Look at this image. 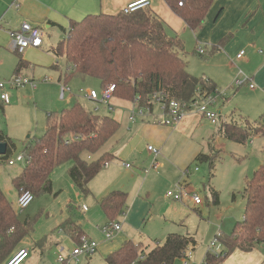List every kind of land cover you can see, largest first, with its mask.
<instances>
[{
    "label": "trees",
    "instance_id": "trees-1",
    "mask_svg": "<svg viewBox=\"0 0 264 264\" xmlns=\"http://www.w3.org/2000/svg\"><path fill=\"white\" fill-rule=\"evenodd\" d=\"M170 10L192 31L202 26L214 0H164ZM56 58H64L62 81L74 77L95 78L101 88L114 85L113 98L139 107L152 105L154 95L164 102L186 105L197 96L216 93L209 79L196 77L187 71L182 57L184 42L178 36L167 35L164 23L149 8L130 14H90L80 21H71L66 41L49 50ZM19 60L16 73L23 67ZM45 132L25 142L21 154L25 164L11 180L18 196L30 192L33 199L52 193L51 174L62 163L72 161L67 174L79 192L90 194L89 182L115 157L102 148L115 136L120 124L110 115L87 110L75 101L63 109L60 117H48ZM217 133L229 141L245 144L252 136H264V126L246 124L218 125ZM0 142L7 152L0 156V165L9 156L13 143L0 131ZM101 153V154H100ZM197 162H207L210 175L214 161L209 155L198 154ZM213 204L218 205V193L210 189ZM244 216L229 235L217 233L219 251H207L202 264H222L234 251L251 252L264 244V165L245 180ZM127 203V193L112 190L98 201L109 223L117 221ZM37 217V216H36ZM37 218L19 220L16 210L0 188V264L5 262L20 242L33 232ZM59 228L74 243L83 235L80 225L67 219ZM196 241L189 235L170 233L162 244L144 252L141 244L127 241L110 253L103 264H173L193 250Z\"/></svg>",
    "mask_w": 264,
    "mask_h": 264
},
{
    "label": "rangeland",
    "instance_id": "rangeland-1",
    "mask_svg": "<svg viewBox=\"0 0 264 264\" xmlns=\"http://www.w3.org/2000/svg\"><path fill=\"white\" fill-rule=\"evenodd\" d=\"M167 32L171 33L169 29ZM64 35L62 34V36ZM66 39L67 36H64L61 41L64 40L65 42ZM182 55L187 61V71L193 76L201 77L197 74H199L200 64L203 62L197 51L192 52V49H189L188 44L185 43ZM63 61H58L61 70L64 69ZM51 70L50 74L36 71L35 79L39 80L40 84L35 90L26 86L7 89L6 92L10 96L11 102L9 101L8 104H1L0 102V131L5 133L13 143V147H11L13 158L23 151L25 142L31 140L33 142V137L43 135L49 113L52 117L58 119L63 109L68 108L77 101L91 112L100 115L108 114L118 118L120 122V131L118 138L116 137L118 141L116 144L112 142L109 146H113L110 149L111 153L118 159L112 162L116 164V167L118 162H123V165L128 164L130 169L123 172L121 177L125 186L121 189L127 192L125 214L124 216L120 214L115 222L122 224L124 218L129 217L130 222L122 224L121 231L126 233L132 242L137 245L141 243L142 247L145 246V253L150 250L151 241L157 240L162 243L165 235L171 232L169 230L174 229L176 232H185V228H187L197 241L195 250H190V258L192 259L195 256L197 259L201 253L203 254V249L204 253L207 252L208 248L204 240L214 228L223 235H229L235 224L243 220L245 208L243 190L245 180L252 176L254 172L253 164L259 157L254 154V151H256L254 147L257 146V142L254 146H249L248 141L245 144H237L219 138L216 133L217 125L222 124L224 120L223 117L219 119V116L230 115L234 120L241 117L251 124L260 122V115L264 112V104L251 101V93L245 89L231 92L229 95L223 93L225 100L222 101V98H218L220 101L217 100V103L209 106V110L217 114V124H211L209 120L202 118L199 121V126L195 129L188 128L180 132L177 128L176 130L165 128L162 132L167 137L165 136L159 143L153 136L141 132L142 125L152 126V123L159 125L158 122L161 117L156 103H153V111L150 116L144 110L146 116L143 118L136 117L131 122L129 119L131 109H122L130 106L132 108L133 105L130 102L118 103L117 110L122 114L119 116L115 112H109L107 107L101 103L84 99L85 94L80 92V89L83 91L94 90L99 96L101 95L103 89L100 82L95 78L82 79L74 77L68 83L70 89L68 88L69 93L67 95L71 94L72 96H67L64 100H61L59 96L60 87L57 84L58 70ZM29 75L31 74L29 73ZM29 75L26 77L30 78ZM45 76L50 78L51 81L43 82ZM53 85L58 87V91L52 88ZM222 102H224L223 115L218 114ZM190 113L194 114V111L192 110ZM244 123L246 124L245 121ZM148 146L158 152L155 168L152 167L153 157L150 156L147 150ZM198 154L209 155L213 159L214 169L211 171V175L207 162L194 160ZM17 163L18 165L12 167L7 166L5 162L1 163L0 184L7 194V199L16 210L20 221L24 222L27 219L37 218L33 230H35L41 217L40 210H43L44 218L48 214L47 219L50 218V221L54 216L53 211L58 214L60 211H64L70 221L81 227L88 224L87 226L94 230H96V226L109 224L106 216L97 207V200L94 201L91 192L89 195H82L70 181L67 174L69 169L67 165L71 164L72 161L62 163L54 168L52 193L35 197L26 209L17 210V194L11 186V179L16 174L14 172L24 166L19 162ZM140 167H146L143 173ZM178 185H183L193 191L201 199V205L195 206L189 202L186 206L167 197L166 193L175 191ZM140 186L142 187L141 191L138 190ZM210 189L218 193V205L213 204ZM146 195H149V197ZM135 199L138 200L134 206ZM182 204L184 205V208H182L183 215L178 217L180 213L175 214L176 209H178L177 205L181 206ZM78 205L81 206L80 209H78ZM86 207L89 212L98 208L99 217L93 219L89 217V220L86 221L87 216L82 214V208ZM101 218L102 223L99 221ZM221 226L222 228H220ZM75 246L74 242L67 241L62 252L57 251L53 254L51 250L45 253L43 257L39 252L30 249V255L22 264H37V262L38 264H58L57 256L67 257ZM211 251H219V244ZM101 256L95 254L90 260V258L82 255L77 259L68 258V261L69 264H102L104 257Z\"/></svg>",
    "mask_w": 264,
    "mask_h": 264
},
{
    "label": "crops",
    "instance_id": "crops-1",
    "mask_svg": "<svg viewBox=\"0 0 264 264\" xmlns=\"http://www.w3.org/2000/svg\"><path fill=\"white\" fill-rule=\"evenodd\" d=\"M128 2L129 0H0V80H8L15 74H20L26 77L30 73L31 75H29V79L34 80L36 82V86L33 88L30 86L26 87L35 90L40 84L39 80L35 79L37 70L41 73L49 74L50 69L58 70L57 84L60 87V99L64 100L67 96H72L71 94L67 95L69 93V82L65 84L62 81L64 69H59L60 67L58 61H62L64 59L63 57L56 58L49 51L50 48L55 47L56 44L64 38V36H67L71 21H80L85 16L90 14L102 13L114 15L121 12ZM148 8L164 23L167 35L180 37L184 40V45L185 43L188 44L189 49H192V52L194 53L199 47L204 48V54H199L203 63L200 64V72L197 75H201V77L211 80L216 85L217 92L215 103H217L218 98H222V101L225 100L223 98V93L224 95H229L231 92H237L241 89H245L251 93V101L261 102L264 104V0H214L207 13L204 23L195 31L190 30L184 22L170 10L164 0H150V6ZM22 23H29L33 26L42 28L44 30V37L42 45L39 48H29L19 54L11 49V40L8 33L10 31L18 30ZM168 29L171 32L170 34L167 32ZM62 34L65 35L62 36ZM240 51H243L244 55L238 58L237 55ZM182 54L183 53H181V55ZM182 57L185 59L183 55ZM20 59L23 60L25 66L18 73H16V67ZM242 74L247 76L250 80L240 86H235L234 80ZM49 81H51V79L45 76L43 82ZM249 83H253L254 88H250ZM52 88L58 91V87H56V85H53ZM79 91L85 94L88 90L83 91L80 89ZM84 99H87L85 95ZM218 101H220V99ZM0 102L1 104L3 103L1 100ZM120 102L125 101L115 98L111 101V104L113 105L112 107L114 108L112 112L117 113L119 116L122 115L121 112L117 110V106L119 107L118 103ZM223 104L224 102L220 103V106L218 104V114L223 115ZM132 108L130 106L128 108L123 107L122 109L126 110ZM49 115L50 113L48 116ZM263 115L264 112L260 115L261 117L259 123H261ZM222 117L224 118L223 123L236 124L242 129L245 128L247 123L251 124L248 120H244L241 117L240 119L234 120V118L230 115H225L219 116V119H222ZM113 118L120 124L118 118ZM200 120H202L200 115L188 113L185 120L175 128L152 123V126L142 125L141 132L146 135L153 136L155 140L160 143L166 136V134L162 132L165 128L167 130H176L177 128L180 132L188 128L195 129L199 126ZM259 123H252V126L259 125ZM119 131L120 128L115 136L109 141L110 143L108 142L109 144H106V147H104L101 151L102 153H111L110 149L113 146H109L112 142L114 144L117 143ZM216 134L219 138H223L218 133ZM252 137L247 141L249 146H254L255 142H257V146L254 147L256 150L254 151V154H257L256 156L259 157L253 164V169L255 171L261 165H264V136L258 135ZM149 153L150 156L153 157V161H157V157L154 158L153 154L151 152ZM11 155L12 154L10 152L8 158L15 159ZM114 157L115 159L112 161L118 160L116 156ZM111 162L106 164V166L88 184L94 201L96 202L97 200V204H95L100 210L101 208L98 205V201L110 191L124 188L125 186L121 179L122 173L127 172V170L130 169V166L126 167L128 164L123 165V162H118L117 167L116 164ZM21 164L24 165L23 163ZM72 164L73 163L68 164L67 167L70 168ZM15 165H18V163L16 162L12 166ZM145 168L146 167H140L142 173ZM22 169L14 172L16 174L13 178L19 175ZM52 175L53 172L50 177L51 182ZM0 188L6 196L7 194L1 184ZM139 189L141 191L142 187L140 186L138 190ZM120 191H122V189ZM146 196L149 197V195ZM137 200L138 199L134 200V206ZM189 202L192 203L191 201L181 203L187 206V203ZM183 204L181 206L177 205L178 209H176L175 214L180 213V216L178 217L183 215ZM80 207L81 206L78 205V209H80ZM98 208L92 210V212H89L87 207L82 208L83 216H87L86 221L89 220V217L90 219L99 217ZM40 212L41 217L37 222L38 224L35 230H33L30 235L25 237L13 252L19 248L29 249L28 251L33 249L35 252H39L41 257H43L45 253L51 250L53 251V254L57 251L62 252L67 241L74 242L59 228V226L67 220V216L64 211H60L59 214L56 211H53L54 216L51 218L52 221H50V218L49 220L47 219L48 214L46 215V218L43 217V210H40ZM121 214L124 216V210ZM99 221L102 223V218L99 219ZM125 222H130L129 217L124 218V222H122V224ZM172 224H174V222ZM87 225L82 227L80 226L81 232L88 238L97 241L98 247L95 254L102 255L101 257H104V259L106 255L108 256L110 253L121 247L123 243L131 241L129 236L126 233H122L121 230L112 240L106 241L101 233V228L103 226H96V230H94L89 228ZM170 226L173 227L174 225ZM220 228H222V226ZM169 231L171 232L165 235L162 243L165 241L166 236L170 233L189 235L194 238L187 228H185V232H176L174 229ZM217 233L221 232L214 228L206 240H204L208 250L210 242L215 238ZM151 243V248L154 247L155 244H162L157 240H153ZM196 246L192 251L195 250ZM188 251L190 252V250ZM205 254L206 253H204L203 249V254L201 253L197 259L195 256L192 259L189 258L187 264H202ZM94 255L85 257L90 258L91 260ZM173 264H184V260L183 258L176 259ZM222 264H264V244L258 245L253 251L248 253L236 250L230 254Z\"/></svg>",
    "mask_w": 264,
    "mask_h": 264
},
{
    "label": "built area",
    "instance_id": "built-area-1",
    "mask_svg": "<svg viewBox=\"0 0 264 264\" xmlns=\"http://www.w3.org/2000/svg\"><path fill=\"white\" fill-rule=\"evenodd\" d=\"M150 6V0H129L127 5L122 10L125 14L133 13L137 10L148 8ZM9 37L11 40V49L21 54L26 49L29 48H39L42 45L44 30L40 27L33 26L29 23H22L20 28L15 31H10ZM197 53L202 55L204 54V48L199 47L197 49ZM244 55L243 51L237 55V57H242ZM247 76L243 74L238 76L234 80L235 86H240L243 83L248 82ZM45 81V80H44ZM23 86L35 87L36 82L31 80L23 75L15 74L8 80H0V100L4 104H8L10 101V96L7 94V89H17ZM250 88H254L253 83H249ZM113 91L114 85H108L105 89L102 90L101 95L99 96L96 91L88 90L85 93V97L96 103H101L107 107L109 112H112L114 108L111 104L113 100ZM216 101V93L208 94L205 96H197L192 99L186 105L179 104L175 101H170L168 103L164 102L163 96L154 95L152 99V106L139 107L133 105L130 113V121H134L136 117L143 118L147 115L150 116L153 111V103L158 105L160 111L161 120L158 122L159 125L167 126L175 128L182 123V121L186 118L187 114L192 110L195 114L200 115L202 118H205L211 122V124H217V114L209 110V106L213 105ZM261 124L264 126V115L261 119ZM147 150L151 152L156 158L158 152L155 151L151 146H148ZM156 160L153 161L152 167H156ZM5 164L8 166L14 165L16 162H21L25 164V158L22 154H19L15 157V159L7 158ZM129 167V165H126ZM166 196L171 198L176 202H186L191 201L194 205H200L201 199L193 193V191L189 190L187 187L183 185H178L175 191H168ZM33 201V195L30 192H24L17 197L16 208L17 210L26 209L31 202ZM121 224L119 222L109 223L101 228V233L103 235L104 240L110 241L114 238V236L120 232ZM218 244L217 239L214 238L209 244V250H212ZM98 247V243L95 240H92L85 235H82L79 239V243L75 246V248L71 251L70 255L67 257L57 256L58 264H69L68 258L77 259L79 256H92L96 253ZM29 256V251L26 248H19L15 252H13L9 258L5 261L4 264H22ZM190 258V252L186 253V256L183 258L184 264H187L188 259Z\"/></svg>",
    "mask_w": 264,
    "mask_h": 264
},
{
    "label": "water",
    "instance_id": "water-1",
    "mask_svg": "<svg viewBox=\"0 0 264 264\" xmlns=\"http://www.w3.org/2000/svg\"><path fill=\"white\" fill-rule=\"evenodd\" d=\"M7 152V144L0 142V156H4Z\"/></svg>",
    "mask_w": 264,
    "mask_h": 264
}]
</instances>
